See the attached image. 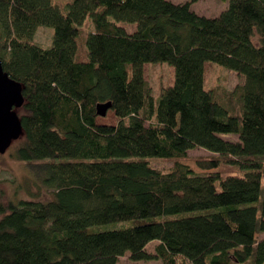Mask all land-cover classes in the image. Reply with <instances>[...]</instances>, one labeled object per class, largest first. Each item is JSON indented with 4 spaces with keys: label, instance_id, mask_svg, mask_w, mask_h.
I'll return each mask as SVG.
<instances>
[{
    "label": "trees",
    "instance_id": "1",
    "mask_svg": "<svg viewBox=\"0 0 264 264\" xmlns=\"http://www.w3.org/2000/svg\"><path fill=\"white\" fill-rule=\"evenodd\" d=\"M197 1L0 0V59L25 96L11 155L51 194L0 203V264H264V0H224L215 17ZM41 25L54 28L50 47L34 42ZM209 61L242 82L218 95ZM158 62L175 80L155 97L145 64ZM108 101L116 124L98 121ZM197 147L239 171L179 160Z\"/></svg>",
    "mask_w": 264,
    "mask_h": 264
},
{
    "label": "rangeland",
    "instance_id": "2",
    "mask_svg": "<svg viewBox=\"0 0 264 264\" xmlns=\"http://www.w3.org/2000/svg\"><path fill=\"white\" fill-rule=\"evenodd\" d=\"M66 0H58L60 3H65ZM187 0H173L175 3L186 2ZM228 2L224 0H199L192 5V9L201 15L208 17H215L219 15L228 6ZM89 24L84 26V32L80 37L79 42V60L88 59V48L86 44V35L90 31ZM54 28L51 26L41 25L36 33L34 42L43 47H50L53 43ZM145 76L152 93L157 97L160 93L162 86L173 84L175 80V68L167 62L147 63L145 64ZM239 82H242V77L230 68L220 65L215 62L206 63V87H214L220 96H224L227 92L232 90ZM19 112V109H17ZM98 121L101 123L116 124L119 119L113 110H109L106 116H99ZM237 140V135H224V137ZM13 147H10L5 153H0V203H7L9 200L20 199H40L47 200L51 197L44 189H40L36 184L27 163L14 158L11 155ZM213 157L220 158V167L218 169L226 172L239 171L234 163L231 161L233 157H223L217 153L209 151L204 147H197L189 151L188 156L180 158L179 160L196 172H207L198 164L199 160L210 159ZM150 162L153 166L162 170L168 171L175 163L172 158H151ZM243 171V170H242ZM0 214V218H1ZM134 224V220H126L119 222H112L109 224L95 226L100 229H116L128 227ZM264 237V232L260 233V238ZM157 241L149 244L150 251L155 250ZM253 258H251L252 260ZM160 259L154 260H140L134 261L130 258L129 254L121 256L117 264H160ZM246 264H253L249 261Z\"/></svg>",
    "mask_w": 264,
    "mask_h": 264
},
{
    "label": "water",
    "instance_id": "3",
    "mask_svg": "<svg viewBox=\"0 0 264 264\" xmlns=\"http://www.w3.org/2000/svg\"><path fill=\"white\" fill-rule=\"evenodd\" d=\"M24 103L22 83L9 75L0 59V153H5L24 132L21 116L17 111ZM112 105L111 101L99 103V115L106 116Z\"/></svg>",
    "mask_w": 264,
    "mask_h": 264
}]
</instances>
